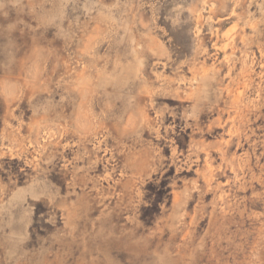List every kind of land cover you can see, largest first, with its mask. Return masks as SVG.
Here are the masks:
<instances>
[{
    "label": "rangeland",
    "instance_id": "obj_1",
    "mask_svg": "<svg viewBox=\"0 0 264 264\" xmlns=\"http://www.w3.org/2000/svg\"><path fill=\"white\" fill-rule=\"evenodd\" d=\"M0 264H264V0H0Z\"/></svg>",
    "mask_w": 264,
    "mask_h": 264
}]
</instances>
